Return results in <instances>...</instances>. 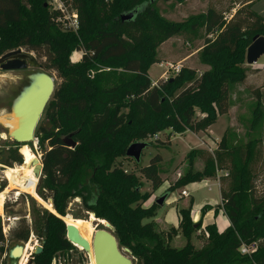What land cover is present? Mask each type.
Segmentation results:
<instances>
[{
	"label": "trees",
	"instance_id": "trees-1",
	"mask_svg": "<svg viewBox=\"0 0 264 264\" xmlns=\"http://www.w3.org/2000/svg\"><path fill=\"white\" fill-rule=\"evenodd\" d=\"M64 1L78 13L77 32L61 25L62 14L51 10L48 0H0V57L27 48L47 58L45 70H58L66 80L56 86L46 109V123L35 133L40 147L48 145L42 159L39 196L46 201L51 197L61 217L69 215L72 199L81 198L97 219L112 225L119 248H128L140 264H264V192L258 194L256 187V166L263 154L261 140L228 148L224 138L214 154L193 150L188 155L190 164L201 158L203 168H189L166 192L170 196L192 183L215 177L219 171L227 172L219 180L231 225L223 233L216 225L206 226L209 241L202 249L191 242L203 226L201 221L192 220V201L178 209L179 228L162 233L156 223L145 222L156 217L160 208L156 200L143 207L149 195L140 191L137 176L116 166L135 140H146L168 129L205 132L220 115L228 113L230 87L247 78V49L256 36H264V18L252 11L254 2L238 3L241 7L229 20L210 8L186 21L170 22L161 16L156 3L172 0ZM129 14L133 17L123 21L122 16ZM202 28L207 36L215 35L206 39L200 52L209 69L196 77L194 69L184 68L175 78L153 85L149 70L161 64L160 46ZM80 53L82 59L70 63L71 55ZM261 117L257 112L254 123ZM70 136L77 143L75 148L65 142ZM18 150H6L5 166L23 164ZM161 162L158 155L140 167L154 190L164 182ZM1 186L2 190L6 187L4 183ZM30 234V228L24 226L15 231L14 238L27 243ZM179 234L187 240L182 248L170 244ZM38 237L43 239V252L34 254L32 264H53L57 251L75 248L67 239L65 222L53 213L45 212L41 217ZM5 243L0 224V244ZM253 243L258 244V251L250 260L240 249ZM0 251L4 253L3 247Z\"/></svg>",
	"mask_w": 264,
	"mask_h": 264
},
{
	"label": "rangeland",
	"instance_id": "rangeland-1",
	"mask_svg": "<svg viewBox=\"0 0 264 264\" xmlns=\"http://www.w3.org/2000/svg\"><path fill=\"white\" fill-rule=\"evenodd\" d=\"M249 1L254 2L252 11L264 18V0H172L168 2L159 1L156 3V7L161 16L170 22L186 21L191 16L207 13L210 8L217 9L218 12L223 14L225 20H229L232 14L241 7V2L245 3ZM48 3L50 4L51 0H48ZM238 3L240 4L237 5ZM50 8L51 10H54V7L51 6V4ZM74 12L77 13L72 6L67 5V12L60 16L63 21L60 23L64 28H67L68 31L77 32L78 29L74 30L70 27V21L68 18ZM214 36L215 35L207 36L205 28H202L195 33L176 36L162 44L158 49V57L161 64L153 65L149 70V76L153 85H158L159 83L166 81V79H173L177 76L173 73L170 65L181 64L182 70L184 68L194 69L196 71V77H200L203 72L209 69L201 61V48L204 46L207 38H213ZM22 49L26 53L35 56L42 65L47 62V58H41L36 53L28 51L27 48ZM81 59V53L77 56L72 54L70 57V63H77ZM244 67L248 69L246 80L241 83L233 84L230 87L228 113L220 115L216 124L211 126L207 131L202 133H193L190 131L177 133L172 129H168L156 135H150L146 140H135L133 142H147L149 145L143 151L140 163H137L134 159L127 156L119 157L117 159L116 166L126 173H134L138 178L141 188L140 191L143 194L146 193L149 195V199L143 203V207L152 206L153 202L158 197L164 195L168 189H166L165 192L161 191L160 188L154 190L152 183L140 173V167L149 165L153 158L161 155L162 162L159 165L161 172L160 176L163 181H168L170 186H173L180 179L179 177H181L189 168H203L204 164L201 158L196 157L193 164H190L188 155L193 150H204L214 154L219 150L220 144L224 138L225 145L228 148L246 146L255 140L262 141L263 154L260 162L256 166L257 174L259 176L256 187L258 194L264 192V56L257 64L250 66L245 63ZM42 72L50 74L55 79L56 86L64 84L66 81L65 78L60 75V72L55 69L48 71L44 68L42 70L28 68L26 70L14 71L0 69V115L8 118L13 116V108L16 102L21 95L31 87L33 84V77ZM52 99L53 97L51 100ZM123 111L127 112V110ZM257 112L258 114L260 112L262 117L260 122L255 124L254 121ZM198 114L199 116L201 115L200 113ZM45 123L46 110L40 119L36 133L38 128L41 125H45ZM35 138L36 139L33 142L28 143L26 146H24V144L14 145L15 143L12 139L11 131L0 124V149H4V157L7 156L6 150L8 148L12 150L19 149V154L22 157L24 150L30 149L42 163L44 150L48 149V145L45 144L43 147H40L39 139L37 137ZM24 161L23 157L22 165L17 164L16 166L9 167L5 166L3 162L0 163V165L8 168H15L18 166H24ZM2 168L3 167L0 168V184L4 183L7 185V180H5L3 175L4 168ZM226 175V171H219L215 177L209 179L218 180L221 187V181L219 179H222V177ZM40 179H38L37 185H39ZM6 189L7 187H5L4 190L1 189L0 193ZM36 192L38 194V186ZM45 194L47 195V192H45ZM177 194L178 192H175L173 198ZM171 195L172 194H170V196ZM194 195H196L197 200H203L212 194H210L207 189H202ZM169 197L166 202H168ZM46 202H51L53 205V199L51 197H49ZM68 211L69 215L72 216L74 220H86L89 219L90 214H95L94 212L87 210L79 197L71 200ZM45 212L53 213L30 194L22 193L21 197L17 200L14 199L13 193H10V198L7 196L3 211H0V224L6 237V243L2 246L4 249L3 256L5 264H13V261L10 258V252L15 247L25 246L26 248L28 246L26 256L22 263L27 264L26 257L28 254H33L34 256L35 248L37 246H42L43 239L38 237V228L40 227V219ZM155 219L156 217L145 220V222L156 223L158 230L167 234L170 228L162 225L160 222L157 223ZM24 226H28L31 230L30 238L27 243L17 241L14 238L15 231ZM94 227L96 232L98 229H103L104 225L95 222ZM4 229L7 230L6 233L4 232ZM208 241L209 232L202 226L198 232L193 234L191 242L196 249H202ZM186 243L187 240L182 234H179L170 241V244L176 248H182ZM255 245L258 246V244L254 243L243 246L252 250ZM126 249L128 248H121L122 253L132 258L134 264H137L138 260L133 258ZM241 249L240 254L242 256H248L250 260L253 259V255L258 251V248H256V251L254 252L243 253ZM30 259H32V257ZM53 264H91V256L90 254L82 252L81 248L75 247L67 252L57 251L54 254Z\"/></svg>",
	"mask_w": 264,
	"mask_h": 264
},
{
	"label": "water",
	"instance_id": "water-1",
	"mask_svg": "<svg viewBox=\"0 0 264 264\" xmlns=\"http://www.w3.org/2000/svg\"><path fill=\"white\" fill-rule=\"evenodd\" d=\"M133 14L122 16V20H129ZM264 56V36H256L252 44L247 49L246 63L247 65H255ZM28 68L43 69L42 63L38 59L26 53L22 48L9 52L0 57V69L6 71L26 70ZM55 79L48 73H38L33 77V84L26 90L13 108V115L18 116V128L15 132H11L12 139L17 144L27 145L33 142L35 133L40 119L46 110L51 98L55 92ZM49 129L52 125L49 123ZM65 142L71 148H75L77 143L72 139V136L65 138ZM147 142H137L129 146L126 156L134 159L137 163L141 162L143 151L148 147ZM4 149H0V163L4 160ZM34 174L38 179L41 178L43 172V164L38 157L34 159L33 165ZM2 186L0 185V191ZM168 195L164 194L156 199L157 204L163 207L168 199ZM62 219L66 224L67 239L77 248H81L82 252L90 254L93 249L96 264H133L130 257L124 255L119 248L118 241L114 235L112 225L107 222L103 229H98L94 236L92 243L86 240L79 232L78 228L74 225L67 224L64 217L53 213ZM95 217L96 215L93 214ZM100 220V219H98ZM99 224H101L98 221ZM47 236V229H45V237ZM24 246L15 247L10 252V258L13 264H19V259L23 255ZM127 252L131 253L129 249ZM43 252L42 246L35 248V255ZM32 264V259L29 261ZM140 264V260L137 261Z\"/></svg>",
	"mask_w": 264,
	"mask_h": 264
},
{
	"label": "crops",
	"instance_id": "crops-1",
	"mask_svg": "<svg viewBox=\"0 0 264 264\" xmlns=\"http://www.w3.org/2000/svg\"><path fill=\"white\" fill-rule=\"evenodd\" d=\"M163 183L164 184L160 187V189L161 191L165 192L166 189H169L170 184L168 181H164ZM202 189H207V191L212 195L207 196L203 200H197L196 195L194 194ZM183 191H186L188 196H183ZM175 192H178V194L173 198ZM191 201L193 202L191 216L194 223H199L201 221L203 228L208 225H216L219 233H223L230 227L231 222L223 207L221 187L219 181L215 179H207L202 182L192 183L174 191L169 197L168 202H166L163 207L158 209L155 221L157 223L160 222L166 227H174L178 229L180 224V215L178 209L180 207H188ZM204 207L210 208L205 213H203L202 209Z\"/></svg>",
	"mask_w": 264,
	"mask_h": 264
},
{
	"label": "bare ground",
	"instance_id": "bare-ground-1",
	"mask_svg": "<svg viewBox=\"0 0 264 264\" xmlns=\"http://www.w3.org/2000/svg\"><path fill=\"white\" fill-rule=\"evenodd\" d=\"M0 124L8 128L11 132H15L16 129L18 128V116L13 115L11 118H8L6 116L0 115ZM23 157L25 160L24 166L7 168L3 172L4 178L6 180H9L11 185L9 189L0 193V211H3L4 205L6 203L7 195L10 193V191L14 189H19L21 193L32 195L47 209H49L53 213H56L52 203L51 202L48 203L44 201L36 192V184L38 182V178L33 173L32 165L34 159H36L37 156L34 154V152H32V150L26 149L23 152ZM1 167L2 166L0 165V168ZM64 220L66 221L67 224L76 226L80 234L90 243H92L93 236L95 234L94 223L98 221L104 225H106L107 223L105 220H98L93 214H90L89 219L86 220L83 219L74 220L73 217L70 215L65 217ZM27 250H28V246L26 248L24 246L23 255L21 256L22 261L20 262V264L23 263ZM90 256H91V264H96L93 249L90 251Z\"/></svg>",
	"mask_w": 264,
	"mask_h": 264
},
{
	"label": "built area",
	"instance_id": "built-area-1",
	"mask_svg": "<svg viewBox=\"0 0 264 264\" xmlns=\"http://www.w3.org/2000/svg\"><path fill=\"white\" fill-rule=\"evenodd\" d=\"M51 6H53L54 7V10H56V11H59L62 15H64V14H66V12H67V5L65 4V2L63 1V0H51ZM65 17V16H64ZM69 18V21H70V27L72 28V29H74V30H77V29H79V18H78V14L77 13H72V15L71 16H69L68 17ZM66 19V18H65ZM68 20V19H67ZM59 21L60 22H63L62 21V19L61 18H59ZM170 68L172 69V71H173V73L175 74V75H179V73L181 72V70H182V65L181 64H177V65H170ZM166 80H168V79H166ZM4 169H3V172L8 168V167H5V166H2ZM33 171H34V167H33ZM34 173V172H33ZM35 175V174H34ZM6 180V179H5ZM7 185H6V187H7V189H9L10 188V185H11V183H10V181L9 180H7ZM37 184H38V182H37ZM36 184V191H37V185ZM1 185V184H0ZM6 189V190H7ZM10 193H13L14 194V199L15 200H17V199H19L20 197H21V191L19 190V189H14V190H11L10 191ZM10 193L7 195L8 196V198H10ZM182 195L183 196H188V193L186 192V191H183L182 192ZM6 201H7V198H6ZM4 232L6 233L7 232V230L6 229H4ZM3 245L2 244H0V248L2 247ZM256 248H258V246L257 245H255L254 247H253V249L252 250H249L248 248H246V247H242V252L243 253H249V252H254V251H256ZM4 253L2 254L1 253V251H0V264H5V262H4ZM33 258V254H28V256L26 257V260H27V264H29V262H28V260L30 259V258ZM31 260V259H30ZM29 260V261H30ZM22 260H21V258L19 259V264H20V262H21Z\"/></svg>",
	"mask_w": 264,
	"mask_h": 264
}]
</instances>
